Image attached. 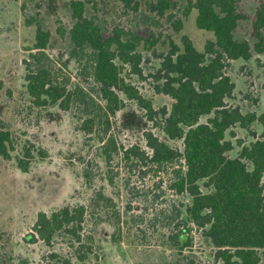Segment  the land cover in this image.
<instances>
[{
  "label": "rangeland",
  "instance_id": "obj_1",
  "mask_svg": "<svg viewBox=\"0 0 264 264\" xmlns=\"http://www.w3.org/2000/svg\"><path fill=\"white\" fill-rule=\"evenodd\" d=\"M72 1L76 0H0V122L12 132L17 145L11 161L0 157V264H58L53 256L73 264H224L216 260L218 248L187 215L192 197L178 195L170 188L183 161L159 167L136 157L152 155L147 133L181 152L183 141L171 140L149 121L145 110L124 95L125 107L111 118L107 135L99 127L92 135L82 131L84 118L74 108L65 111L59 106L40 108L33 104L23 62L36 42V24H29L32 19L51 35L47 53L56 69L71 79V87L80 85L102 104L100 88L79 74L77 63L70 57V31L75 24ZM80 1L85 4L86 16L106 37L118 28L143 37L138 49L142 76L128 65L123 77L152 102L155 110L165 107L170 111L174 101L155 90L153 77L161 66L160 55L170 51L171 40L182 47L183 37H188L200 52L214 40L212 33L198 29L197 11L185 15L189 0H165L169 8L162 17L152 12L157 0ZM262 3L264 0H238L244 16L235 32L238 41H248L252 46L257 42L253 23ZM179 21L183 26L176 32ZM227 73L236 85L227 103L244 115H263L264 56L254 51L250 61H231ZM208 119L203 117L201 123ZM161 123L159 117L156 124ZM232 133H227L226 139L234 144L228 153L234 159L243 147L261 138L263 127L254 123L245 130L238 125ZM29 144L44 150L47 157L36 154L30 171L23 173L16 157ZM127 151H131L128 156ZM199 185L204 194L213 191L207 180ZM67 205H85L89 211L85 235L93 239L94 255L85 263L75 259V249L63 236L56 237L51 247L25 242L40 213L51 215ZM182 236H188L190 244L181 242Z\"/></svg>",
  "mask_w": 264,
  "mask_h": 264
},
{
  "label": "trees",
  "instance_id": "obj_2",
  "mask_svg": "<svg viewBox=\"0 0 264 264\" xmlns=\"http://www.w3.org/2000/svg\"><path fill=\"white\" fill-rule=\"evenodd\" d=\"M168 8L165 0H157L152 12L162 17ZM70 9L75 20L70 31L73 44L70 57L77 63L79 74L92 79L100 88L102 104L80 85L71 87V79L63 75L61 69H56L47 53L51 35L37 19H32L29 24H36V42L23 62L27 91L33 104L40 108L59 106L65 111L74 108L84 118L82 131L92 135L99 127L104 128L107 135L111 118L125 107L121 95L135 101L145 110L149 121L171 140L183 141L184 151L181 152L147 133L152 155L147 157L143 153L136 157L159 167L183 161L181 169L175 171V181L170 188L178 195L187 193L192 197L187 215L218 248L216 260L224 264H264V114L244 115L239 108L227 103L236 89L227 73L229 62L250 61L254 51L264 56V3L254 18L257 42L252 46L248 41L235 38L238 24L244 19L238 0H189L185 15L197 11L198 29L212 33L214 40L207 42L203 52L198 51L188 37H183L182 47L171 40L170 51L160 55L161 66L153 77L155 90L174 101L170 111L165 107L155 110L152 102L123 77L124 67L128 65L133 66L136 75L142 76L139 70L142 57L138 49L144 42L143 37L120 28L106 37L100 26L86 16L82 1H72ZM182 26L179 21L175 31L180 32ZM59 33L64 36L65 31L60 28ZM159 117L162 123L157 125ZM203 117H209L207 123H201ZM254 123L263 127L261 138L243 147L237 158H230L228 153L234 150V144L226 139L227 133L232 135V129L238 125L249 130ZM16 146L12 132L0 122V157L11 161ZM36 154L47 157L44 150L33 144L25 146L22 155L16 157L23 173L30 171ZM205 180L213 189L209 194H204L199 185ZM88 213L85 205H67L51 215L42 212L32 231L25 236V242L51 247L56 237L63 236L75 249V259L85 263L94 255L93 239L85 235ZM180 241L190 244L188 236H182ZM52 259L58 264H73L72 260L58 256Z\"/></svg>",
  "mask_w": 264,
  "mask_h": 264
},
{
  "label": "crops",
  "instance_id": "obj_3",
  "mask_svg": "<svg viewBox=\"0 0 264 264\" xmlns=\"http://www.w3.org/2000/svg\"><path fill=\"white\" fill-rule=\"evenodd\" d=\"M263 57V56H262Z\"/></svg>",
  "mask_w": 264,
  "mask_h": 264
}]
</instances>
